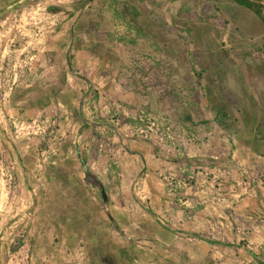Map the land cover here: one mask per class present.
Returning <instances> with one entry per match:
<instances>
[{
	"label": "rangeland",
	"instance_id": "rangeland-1",
	"mask_svg": "<svg viewBox=\"0 0 264 264\" xmlns=\"http://www.w3.org/2000/svg\"><path fill=\"white\" fill-rule=\"evenodd\" d=\"M82 1L0 0V264H28L57 241L60 194L68 187L66 175L75 173L71 159L77 153L107 195L118 184V161L129 158L125 147L136 139L184 152L185 189L209 194L202 201L186 197L193 203L187 216L217 200L214 193L223 184L213 175L237 180V192L245 188L239 201L254 199L259 216L230 206L224 210L227 228L214 218L200 233L235 245L223 251L233 257L203 263L183 257L180 264H264V152H257L258 144L264 147V0H249L258 16L237 0L92 1L74 37L93 38L110 51L113 88L133 94L121 102L96 90L87 71L71 65L91 85L68 70L70 28ZM69 93L80 99L84 123L65 115L68 108L59 101L67 104ZM154 100L157 111L172 112L173 122L154 112ZM214 109L215 122L205 116ZM214 126L221 129L220 146L211 144ZM190 145L202 157H188ZM197 159L208 166L221 161L220 173L202 170ZM47 177H55L56 185ZM89 183L95 184L92 177ZM137 188L131 183L130 192ZM94 190L102 203L101 188L95 184ZM133 200L142 211L130 220L147 225V202ZM125 201L120 196V206Z\"/></svg>",
	"mask_w": 264,
	"mask_h": 264
},
{
	"label": "crops",
	"instance_id": "crops-1",
	"mask_svg": "<svg viewBox=\"0 0 264 264\" xmlns=\"http://www.w3.org/2000/svg\"><path fill=\"white\" fill-rule=\"evenodd\" d=\"M69 62L74 69L87 71L95 89L106 97H116V100L121 102L129 100L133 95L113 88L115 78L110 77L109 70L114 61L111 60L110 51L104 48L99 41H94L93 38L79 37L77 33L69 52ZM73 95L69 93L65 96L69 98L67 104H61L60 101L59 103L68 108V113L64 111L66 116L68 114L71 120H76L79 117L80 121L84 123L81 116L83 110L81 101L75 98L76 95ZM117 101L113 100V102ZM154 105L155 109L152 108L154 112H157V115L164 116L166 121L172 118V112L157 111L156 100H154ZM149 106L151 108V104ZM46 108L48 109L50 106ZM205 116L212 118L211 120L215 122L218 112L215 109L208 110ZM172 119L170 121L173 122ZM179 124L184 127L181 122ZM226 127L227 130L223 129L225 132L231 128L230 123ZM209 130L212 135H216L213 140L211 139V144L220 146L221 141L217 136L221 133L220 127L214 126ZM217 130L218 132H216ZM228 133L231 134V131ZM167 138L175 139L171 135H168ZM150 139H153L151 135ZM158 139L161 140L157 136L156 142ZM154 143L151 141L146 144L144 140L136 139L133 140L129 148L125 147L124 150L129 158H124L121 162L118 161V184L115 191L107 193V205L97 199L94 190L95 184L92 185L86 180L80 160L83 157L77 153L78 158L71 159V166L75 173L66 175L70 179L68 187H65L66 192L60 194V203H63L64 206L58 207L63 215L55 234L57 241L54 242V245L49 242L45 248L38 251L36 257H29L28 264H180L184 260L183 257H190L199 263H203L208 257H222L225 254L227 255L225 257H233V253L223 252L232 246L214 245L209 242L210 239L193 237L188 233L200 234L208 230L214 218H217V222L220 224L223 223L222 220H225L224 228H227L230 222L226 218L224 210L230 206H233L240 214L248 213L251 217L259 216L253 207V197H245L239 201L237 198L243 194L245 188L242 187L239 194L237 192L238 185H235L238 183L237 180L225 179L222 176L220 180V174L213 175L219 182L216 181L217 185L223 184V188H218L214 193L218 197L217 200L212 197V201L203 209L187 216L185 211L192 208L193 203L186 197L192 196L202 201L209 194L202 190L185 189L188 177L185 178L183 174L186 167L184 165L186 163L183 164L182 159L183 151L170 146L162 147L159 142L160 148L158 146L155 148ZM230 146L228 143V149ZM257 147L258 153L264 152L262 145L258 144ZM256 155L258 154L254 153V156ZM187 156L202 157L201 150L190 145ZM259 156L261 155L259 154ZM214 159L217 158L214 157ZM197 160L202 161L200 166L202 170L209 172L217 170L220 173L221 161L213 162L208 166L203 163L204 160ZM243 162L241 161V163ZM50 164L54 165V162ZM63 168V170L69 169ZM47 178L56 185L55 177ZM176 182L183 184L180 185V191L173 189V184ZM124 183H127L126 187ZM131 183L139 185V188L134 189V193L130 192ZM86 184L89 190L86 189ZM120 196L126 200L123 206H120ZM136 197L140 201L143 198L147 202L144 209L145 213L150 216L147 225L142 226L140 221L130 220L129 216L136 213L141 214L142 211L141 206L135 207L133 203L135 202L133 198L137 199ZM252 212L256 215H253ZM138 216L140 217V215ZM162 217L166 218V223L160 219ZM126 229H131V233L126 232ZM142 234L146 236V240H140Z\"/></svg>",
	"mask_w": 264,
	"mask_h": 264
},
{
	"label": "trees",
	"instance_id": "trees-1",
	"mask_svg": "<svg viewBox=\"0 0 264 264\" xmlns=\"http://www.w3.org/2000/svg\"><path fill=\"white\" fill-rule=\"evenodd\" d=\"M239 2V4H241L242 6L246 7L247 9L251 10L254 12L255 15H259V11L254 10V5L251 1L249 0H237ZM257 1V0H254ZM83 168H84V172H85V176H86V180L90 181V178L92 177L93 180L95 181V184L98 185L101 189L104 188L103 183L97 178L96 174L91 171V169L87 166L86 161L84 158H80ZM186 162H189V160L185 159ZM171 230L172 228L169 227ZM174 231V229H173ZM188 235L193 236V237H198V238H202L205 239V237L207 238V240L210 239V237H208L207 235H201V234H193V233H188ZM210 243L214 244V245H222V246H232L234 247L235 245H229L228 243L225 242H221L219 240H209ZM257 257L255 256V259Z\"/></svg>",
	"mask_w": 264,
	"mask_h": 264
},
{
	"label": "water",
	"instance_id": "water-1",
	"mask_svg": "<svg viewBox=\"0 0 264 264\" xmlns=\"http://www.w3.org/2000/svg\"><path fill=\"white\" fill-rule=\"evenodd\" d=\"M92 1H94V0H83V1L79 4V6L77 7L78 16L76 17L75 21L72 23L71 28H70V39H71V40H70V45H69V49H68V51H67V56H66V61H67V66H68V70H69V72H70L72 75H74L75 77H78L79 79H81V80H83V81L89 83L90 85H91V83H90V81H89L86 77L80 75L77 71H75V70L72 68V66H71V64H70V62H69V57H68V56H69V52H70V49H71V47H72V43H73V40H74L75 26H76V24L78 23V20H79L80 16L82 15L83 11L85 10V8H86V7H87ZM101 197H102V201H103V203L106 205L107 202H108V199H107V195H106L104 189H101Z\"/></svg>",
	"mask_w": 264,
	"mask_h": 264
}]
</instances>
